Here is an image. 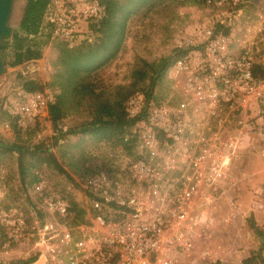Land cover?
Returning a JSON list of instances; mask_svg holds the SVG:
<instances>
[{"label":"built area","instance_id":"obj_1","mask_svg":"<svg viewBox=\"0 0 264 264\" xmlns=\"http://www.w3.org/2000/svg\"><path fill=\"white\" fill-rule=\"evenodd\" d=\"M237 1L243 0H206ZM103 14L98 0H48L43 24L53 38L73 47L85 37L91 40L84 36L88 21ZM202 36L197 44L187 42V51L173 64L175 108L140 95L127 100L128 116L137 118L131 132L140 156L129 168L132 183L121 186L120 178L105 175L90 178L86 185L95 198L89 222L68 227L67 198L35 186L44 211L63 218L38 232L34 248L43 256L41 264H176L172 251L189 248L197 237L199 201L210 203L208 193L219 186L229 162L240 158L243 144H256L264 159V79L253 72L255 64L264 63L249 47L233 54L218 22L206 26ZM51 98L49 88L20 90L5 109L19 126H27L41 114L48 117ZM111 203L125 208L121 215L111 214ZM0 222L8 237L0 246L18 242L23 216ZM0 264L23 263L0 258Z\"/></svg>","mask_w":264,"mask_h":264},{"label":"rangeland","instance_id":"obj_2","mask_svg":"<svg viewBox=\"0 0 264 264\" xmlns=\"http://www.w3.org/2000/svg\"><path fill=\"white\" fill-rule=\"evenodd\" d=\"M23 3L24 0L13 2L10 30L17 27ZM213 22L219 25L222 22L228 26L227 34L233 54L237 55L249 47L254 59L264 63V0H243L235 4H194L182 0H165L131 18L117 56L93 75L97 89L111 96L117 85L126 86L130 83L131 72L139 58L155 62L162 57L174 55L178 49L183 50L187 42L197 44L203 39V29ZM87 35L89 32L84 34ZM89 37L93 40L94 35ZM54 42L49 40L42 57L33 60L31 64L28 62L11 67L5 63L6 70L0 75V139L8 144L43 141L50 145L66 174L42 164L35 169L40 180L36 185H41L51 196H65L68 201L75 200L86 210L84 219L87 220L93 212L92 198L88 196L87 185L79 179L76 166L81 164L83 158H86V164L103 162L113 170L114 178H120L121 186L129 185L132 182L126 169L136 150L128 153L110 143L92 144L77 150L68 147L65 142H74L79 135L68 134L64 135V141H58L62 146L53 145L55 136L77 128L90 119L83 108L63 117L58 123L61 132L57 134L49 118L42 114L29 129L17 131L10 117L1 112L10 101L17 98L24 80H36L41 84L50 80L56 57ZM172 67L156 82L150 99L155 104L175 108L179 98L175 94ZM147 86L148 79L143 83L145 89ZM139 93L136 92V96H142ZM243 146L240 158L229 162L219 186L208 193L210 203L204 199L199 201L196 215L201 219L196 225L197 237L191 239L189 248L172 251L171 257L176 264H209L217 260L223 264H240L241 259L252 249H261L264 256V236L256 235L249 226L251 217L264 231V159L258 153L256 144L249 142ZM80 154L82 158H79ZM36 185L21 183L15 153L6 155L0 162V221L5 216L15 215L27 219L20 240L11 242L7 247L0 246V258L3 260L26 259L37 253L35 241L43 225L61 222L58 215L52 216L42 210ZM67 226L74 225L67 223ZM42 262L43 256L38 255L35 264Z\"/></svg>","mask_w":264,"mask_h":264},{"label":"trees","instance_id":"obj_3","mask_svg":"<svg viewBox=\"0 0 264 264\" xmlns=\"http://www.w3.org/2000/svg\"><path fill=\"white\" fill-rule=\"evenodd\" d=\"M163 1L165 0H98L104 8V14L98 18L90 19L87 24L89 35H94L93 40L89 41L88 37H85L73 47H68L64 41L53 38L50 28L43 24V14L48 0H24L17 27L10 30L9 35L3 37L1 54L5 63L14 67L25 61L39 59L49 40H55L53 46L56 57L53 62L54 72L50 80L45 84L36 80H24L22 90L32 92L50 88L52 98L48 104L47 114L56 134L61 132L58 128L59 121L68 113L83 108L90 117L79 127L71 128L59 134L58 137L55 136L53 145L62 146V143H58V141H64L65 134L79 135L74 142H65L67 146L79 150L92 144L110 143L131 153L137 144L136 137L131 132L137 118L128 116L127 100L140 91L139 94H142L146 102L152 101L150 99L152 97L151 90L156 82L187 50L178 49L174 55L162 57L155 62L139 58L131 72L130 83L126 86L117 85L111 96L104 95L101 90L97 89L93 75L117 56L125 40L131 18L142 10L154 8ZM182 1L194 4L206 3V0ZM219 26L223 33L229 32L228 26ZM253 72L264 79V66L261 64H255ZM146 79H148L147 89L143 87ZM1 112L10 117L5 107ZM10 121L17 131L27 130L31 126H19L12 117H10ZM11 153L16 154L17 173L22 184H38L40 182L39 174L35 169L42 164L66 174V170L58 162L55 153L51 151L50 145L43 141L33 144L20 142L8 144L0 139V162ZM81 154L79 158L83 157ZM139 157V155L133 154L131 163L126 169L128 173L131 165ZM86 161V158H83L81 164L75 169L82 183L88 184L90 178L101 175L108 178L113 177V170L105 163L96 161L86 164ZM43 191L47 194L44 188ZM88 196L92 199L95 198L91 190L88 191ZM38 198L41 203L42 197ZM69 203L70 214L64 218L67 223L77 225L89 222V219H84L86 210L83 207L79 206L75 200H69ZM123 209H125L123 206L111 203V214L114 216L121 215ZM42 210H44L43 207ZM23 218L26 228L27 219L24 216ZM61 219L63 220V218ZM249 226L256 235L264 236V231L255 224L251 217ZM6 240H8L7 231L0 222V244L2 245ZM38 255L37 252L26 259L15 261L32 264L37 260ZM209 264L223 263L217 260ZM240 264H264L261 249L250 250L248 255L241 259Z\"/></svg>","mask_w":264,"mask_h":264},{"label":"water","instance_id":"obj_4","mask_svg":"<svg viewBox=\"0 0 264 264\" xmlns=\"http://www.w3.org/2000/svg\"><path fill=\"white\" fill-rule=\"evenodd\" d=\"M14 0H0V75L6 70V64L1 54L3 37L10 34L9 20Z\"/></svg>","mask_w":264,"mask_h":264}]
</instances>
